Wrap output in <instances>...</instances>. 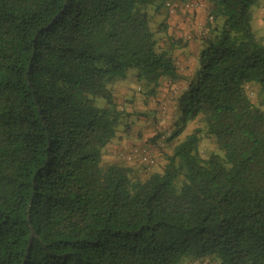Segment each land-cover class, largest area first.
<instances>
[{
    "label": "trees",
    "instance_id": "16d2710c",
    "mask_svg": "<svg viewBox=\"0 0 264 264\" xmlns=\"http://www.w3.org/2000/svg\"><path fill=\"white\" fill-rule=\"evenodd\" d=\"M182 1L203 6L0 0V264H264V102L248 91L264 99L260 1L208 0L190 49L165 17ZM126 80L150 99L183 81L177 112L201 125L143 176L105 157L137 113L116 101ZM202 133L217 148L207 157ZM142 149L145 163L133 157L149 169Z\"/></svg>",
    "mask_w": 264,
    "mask_h": 264
},
{
    "label": "rangeland",
    "instance_id": "374dc122",
    "mask_svg": "<svg viewBox=\"0 0 264 264\" xmlns=\"http://www.w3.org/2000/svg\"><path fill=\"white\" fill-rule=\"evenodd\" d=\"M259 1L260 6L255 10L257 22L253 21L252 26L255 27L253 28V32L258 39L264 41V0ZM200 2H202L203 6L196 10L185 8V3H183V1L180 3L178 2V6L173 13H168V15L165 16L167 23L170 24L171 30L169 33L172 38L188 39L191 41V47L196 46V43L194 44L192 41L198 39L199 32H203L208 17L209 1L200 0ZM163 13L164 12L161 14L163 15ZM163 17L164 16H162L161 19L159 16L153 18V28L158 25L159 20L161 23ZM156 38H160L159 41L161 46L168 45L166 35H156ZM180 51L179 48H174L173 54L175 60L179 62L183 70L184 67L189 68L188 73L192 74L193 62L190 58L185 59L186 57L182 56ZM132 73L133 71L129 70L128 74L132 75ZM185 84L186 83L183 81H179L172 85L165 81L158 90V96L150 99V97L145 98L143 95L136 94L137 90L134 88L132 80L117 82L113 87L118 96L116 101H118V104H122L123 106L126 105L129 111L132 108V110H135L137 113L132 119L133 123H131L128 128L130 134L120 141H115L110 144V146H108L109 150L105 153V157L110 160V162L133 164V168H138L137 170H139L140 176H143L145 173L162 170L163 166L166 164L165 155L170 154L171 146L182 140L186 135L192 133L195 128L201 127V125L197 124L195 121L185 122L177 112V98L182 93ZM248 91L252 98V102L255 104L264 102L263 96L256 86H249ZM97 105L103 107L104 102L98 100ZM178 127L181 131L179 137L176 138L173 143L165 141ZM144 146L148 148L149 154L154 158V164H152L153 166L150 165L149 169L142 165L136 157H133L135 154L131 153L132 150ZM198 149L202 157H207L210 153L217 152L213 137L205 133L201 134ZM117 153H122L123 155L118 158ZM127 155H130L131 159H128ZM184 264L195 263L186 262Z\"/></svg>",
    "mask_w": 264,
    "mask_h": 264
},
{
    "label": "built area",
    "instance_id": "2783aa9c",
    "mask_svg": "<svg viewBox=\"0 0 264 264\" xmlns=\"http://www.w3.org/2000/svg\"><path fill=\"white\" fill-rule=\"evenodd\" d=\"M188 6L190 8L195 7L197 9H200L202 7L201 4L199 5L198 2L195 3V1L191 2ZM173 11H174V9L171 7V12L173 13ZM133 154H138V155L142 156V161L144 163L148 160V158L145 155L146 152L143 149L142 150H134ZM121 155H123V154L121 153Z\"/></svg>",
    "mask_w": 264,
    "mask_h": 264
},
{
    "label": "crops",
    "instance_id": "0c3cea01",
    "mask_svg": "<svg viewBox=\"0 0 264 264\" xmlns=\"http://www.w3.org/2000/svg\"><path fill=\"white\" fill-rule=\"evenodd\" d=\"M191 47V41H190V45H189V49ZM192 48V47H191ZM180 53H182V56L186 57L185 59H187V54H188V50H184V49H180ZM189 59V58H188ZM178 60H179V57H178Z\"/></svg>",
    "mask_w": 264,
    "mask_h": 264
},
{
    "label": "water",
    "instance_id": "95a60500",
    "mask_svg": "<svg viewBox=\"0 0 264 264\" xmlns=\"http://www.w3.org/2000/svg\"><path fill=\"white\" fill-rule=\"evenodd\" d=\"M31 240H32V236H30V239H29V244L31 243Z\"/></svg>",
    "mask_w": 264,
    "mask_h": 264
}]
</instances>
